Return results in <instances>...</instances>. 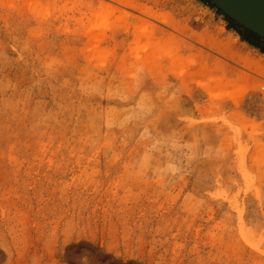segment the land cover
<instances>
[{
    "label": "rangeland",
    "instance_id": "1",
    "mask_svg": "<svg viewBox=\"0 0 264 264\" xmlns=\"http://www.w3.org/2000/svg\"><path fill=\"white\" fill-rule=\"evenodd\" d=\"M119 1L264 66L208 0H0V264H264V78Z\"/></svg>",
    "mask_w": 264,
    "mask_h": 264
},
{
    "label": "bare ground",
    "instance_id": "2",
    "mask_svg": "<svg viewBox=\"0 0 264 264\" xmlns=\"http://www.w3.org/2000/svg\"><path fill=\"white\" fill-rule=\"evenodd\" d=\"M119 3L122 4L124 7L132 10L133 12H136L140 15L148 16L149 19L156 20L163 25H166L170 28H174L177 31H180V30L176 29V25L174 27V24L171 21L172 19L169 15L161 14L158 16L151 9H147L145 7L141 8V7L137 6L136 4L126 3L124 1H119ZM132 20H133L132 23H134L132 26L135 27V25L137 24L139 19L132 17ZM145 23H147V21H145ZM180 32L182 34H185L186 36L191 34L194 37V39L197 42H199V44L201 43V44L205 45L207 49L217 53L219 56H221V57H223V58H225L231 62L236 63L241 68H243L244 70L254 74L255 76H258L260 78H264V66H263V64L261 62H256V61L252 60L249 56H242L239 54H234L233 53V50H234L233 44H231V43H217L215 41L207 42L202 37L197 36L188 30H181ZM219 69L221 72V67H219ZM223 75H224V70H223V73H221L222 77H223ZM250 81H251L250 76H246L243 73H238L237 74V81L235 83L231 82V81L226 82V83H227L228 87H233L235 84L241 83L242 86L246 88V86H248ZM233 98H235V96H233ZM179 108H180V115H183L182 118L184 117L185 119H190V116L193 117L194 112H193L192 106H191L189 101H187L185 99L180 100ZM225 108H226V110H229L231 108V106L226 105ZM167 123H168V121H167Z\"/></svg>",
    "mask_w": 264,
    "mask_h": 264
},
{
    "label": "water",
    "instance_id": "3",
    "mask_svg": "<svg viewBox=\"0 0 264 264\" xmlns=\"http://www.w3.org/2000/svg\"><path fill=\"white\" fill-rule=\"evenodd\" d=\"M233 24L264 41V0H208Z\"/></svg>",
    "mask_w": 264,
    "mask_h": 264
},
{
    "label": "trees",
    "instance_id": "4",
    "mask_svg": "<svg viewBox=\"0 0 264 264\" xmlns=\"http://www.w3.org/2000/svg\"><path fill=\"white\" fill-rule=\"evenodd\" d=\"M225 19L227 23H229V28L234 30L236 33H238L239 36L243 38L244 42L258 49L262 54H264V41L263 40H261L260 38H258L257 36L251 33L246 32L241 27H238L237 25L231 23V21H229L227 18Z\"/></svg>",
    "mask_w": 264,
    "mask_h": 264
}]
</instances>
